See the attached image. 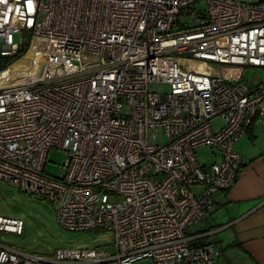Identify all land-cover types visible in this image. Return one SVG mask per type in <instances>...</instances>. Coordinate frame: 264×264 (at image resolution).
<instances>
[{
	"label": "built area",
	"instance_id": "1",
	"mask_svg": "<svg viewBox=\"0 0 264 264\" xmlns=\"http://www.w3.org/2000/svg\"><path fill=\"white\" fill-rule=\"evenodd\" d=\"M23 49L20 82L0 85V183L110 244L50 256L0 245V264H215L219 251L191 246L189 229L234 184V147L264 117V81L241 82L245 67L264 69V1L0 0V56ZM200 147L217 160L200 164ZM51 149L67 153L56 177ZM23 227L0 216V235Z\"/></svg>",
	"mask_w": 264,
	"mask_h": 264
},
{
	"label": "rangeland",
	"instance_id": "2",
	"mask_svg": "<svg viewBox=\"0 0 264 264\" xmlns=\"http://www.w3.org/2000/svg\"><path fill=\"white\" fill-rule=\"evenodd\" d=\"M235 2L255 3L260 0H233ZM192 8V7H191ZM196 11L206 8L205 2L197 3L193 7ZM192 9L183 12L179 18L181 23L189 21V13ZM18 41V37H14ZM24 48L27 45V38H23ZM1 51V50H0ZM25 51V50H24ZM17 53L9 56L8 65L0 70L3 71L12 67L14 63L23 61L28 68L30 58L25 59L27 52ZM22 73L16 72L15 74ZM15 74L13 77H15ZM21 75V74H19ZM12 79V78H11ZM264 81V69H254L245 67L242 73L241 82L247 83L250 88L255 87L259 82ZM20 82V79H19ZM18 82V83H19ZM16 84V83H14ZM124 110H128L126 107ZM221 125V120L215 118L212 121L214 130ZM166 138L161 136L158 143L163 144ZM198 162L209 166L217 160L214 151L209 147H200L195 150ZM67 160V153L51 149L47 153L46 164L44 166L45 174L49 176H58L63 172V165ZM192 192H198L196 188ZM0 216L20 219L24 223L23 233L20 236L2 233L0 235V245L11 247L20 252H26L41 256H50L56 250L74 248L90 249L104 247L110 244V235L102 231L90 232H68L63 230L56 221L55 207L47 201L37 199L14 188L0 183ZM193 228H190L192 230ZM228 255H222L216 259L215 264H251L248 261H230ZM137 264H151L150 260H142Z\"/></svg>",
	"mask_w": 264,
	"mask_h": 264
},
{
	"label": "crops",
	"instance_id": "3",
	"mask_svg": "<svg viewBox=\"0 0 264 264\" xmlns=\"http://www.w3.org/2000/svg\"><path fill=\"white\" fill-rule=\"evenodd\" d=\"M234 150L241 163L236 181L213 195L207 218L189 232L200 243L214 245L219 259L227 254L233 262L264 264V117L252 123Z\"/></svg>",
	"mask_w": 264,
	"mask_h": 264
},
{
	"label": "bare ground",
	"instance_id": "4",
	"mask_svg": "<svg viewBox=\"0 0 264 264\" xmlns=\"http://www.w3.org/2000/svg\"><path fill=\"white\" fill-rule=\"evenodd\" d=\"M27 58H31V53L28 52V54H26L25 59ZM192 67L199 72H203V73H209L211 72L208 67L205 64L202 63H192ZM26 65L23 61H19L14 63V65H12V67L7 68L3 71L0 72V85L3 84H14V83H18L19 82V78L21 73L15 74L16 72H23L25 71ZM15 74V77H13V75ZM12 78V79H11Z\"/></svg>",
	"mask_w": 264,
	"mask_h": 264
},
{
	"label": "trees",
	"instance_id": "5",
	"mask_svg": "<svg viewBox=\"0 0 264 264\" xmlns=\"http://www.w3.org/2000/svg\"><path fill=\"white\" fill-rule=\"evenodd\" d=\"M261 1H264V0H260V2ZM23 51H24V49L21 50L19 53H21ZM8 59H9V57L7 55L0 56V70L4 69L8 65ZM197 244H202V243H200V240H196V241L191 243V246H195Z\"/></svg>",
	"mask_w": 264,
	"mask_h": 264
}]
</instances>
